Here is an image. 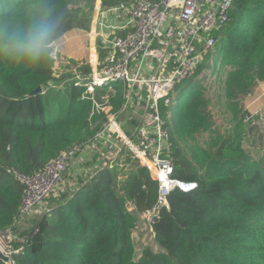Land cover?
<instances>
[{
	"label": "trees",
	"instance_id": "1",
	"mask_svg": "<svg viewBox=\"0 0 264 264\" xmlns=\"http://www.w3.org/2000/svg\"><path fill=\"white\" fill-rule=\"evenodd\" d=\"M100 1L104 8L121 0ZM95 3L0 0V232L16 222L23 184L15 172L32 174L72 145L87 143L106 119L102 111L91 113L84 96L89 65L63 57L64 72L57 74L51 55L53 41L66 31L89 30ZM38 22L50 23L53 32L47 50L33 60L19 54L16 37ZM213 34L216 43L195 75L176 86L172 103L159 102L173 176L195 185L173 188L168 207L152 215L156 247L135 258V217L125 198L139 211L149 209L158 182L150 167L127 155L94 168L47 209L23 232L20 247L11 245L19 248L8 264H264V140L257 155L243 147L249 118L240 103L264 77V0H231ZM96 50L101 61L108 50ZM212 78L218 82L210 90L203 80ZM101 91L119 113L123 92Z\"/></svg>",
	"mask_w": 264,
	"mask_h": 264
},
{
	"label": "built area",
	"instance_id": "2",
	"mask_svg": "<svg viewBox=\"0 0 264 264\" xmlns=\"http://www.w3.org/2000/svg\"><path fill=\"white\" fill-rule=\"evenodd\" d=\"M230 3L231 0H121L104 8L95 3L90 30L95 50L92 48L93 59L84 62L90 67L84 96L91 101V113L102 111L106 119L87 143L120 140L121 146L106 165L130 155L153 170L158 182L156 201L142 211L149 219L161 207H168L167 195L173 188L190 190L195 185L173 176L172 142L159 102L172 103L176 86L195 75L203 54L216 43L213 30L226 19ZM120 30L124 32L118 33ZM97 45L108 50L101 61L96 56ZM51 55L56 59L55 49ZM71 67L76 69L74 64ZM80 71L77 70V77ZM103 86L112 93L123 92L122 114L103 104L107 103ZM135 113L140 114L135 116V126L125 133L119 117ZM87 143L72 145L32 174L15 172L23 184L16 220L43 204ZM12 229L0 234L12 233ZM11 237L13 242L4 247L8 254L26 240L24 233ZM15 242H19V247L12 248Z\"/></svg>",
	"mask_w": 264,
	"mask_h": 264
},
{
	"label": "rangeland",
	"instance_id": "3",
	"mask_svg": "<svg viewBox=\"0 0 264 264\" xmlns=\"http://www.w3.org/2000/svg\"><path fill=\"white\" fill-rule=\"evenodd\" d=\"M88 33H89V31H86V33H85L86 39L88 38ZM64 48L66 50H72L74 53H80L81 55H83L84 56L83 58L82 57L76 58V59H80L83 62H85V61L89 62V60H92L94 57L93 51L92 52L88 51L87 40L85 41V45L83 47H78L77 38H74L71 40V42L64 45ZM53 49H54V47H53ZM56 52H57L56 59H55L56 73L57 74L63 73L64 70L62 69L60 62H63L62 61L63 57L66 59L70 58V57L63 55V54H59V52L57 50H56ZM96 56H97V54H96ZM73 70H75V69H73ZM201 72H202V69H199V70H197L196 74L199 75V74H201ZM209 81H210V83H209ZM186 82H187V80L183 81L182 84L184 85ZM217 82H218V80L217 79L213 80V78L210 80H206V79L203 80V83L205 84V86L208 87L210 90H213L215 88ZM120 86H121V84L118 83L117 89H120ZM174 94L175 93H172V98L175 97ZM216 96H217V94L213 93L212 96H210V97L212 100H215ZM240 103H241L243 109L246 111L247 116L249 118V123H248L247 128L245 129V132H244L243 147L250 154L257 155L259 153L260 146L264 140V77L261 79L255 80V83L253 84V86L249 90V92L241 98ZM103 104L108 105V103H106V102H103ZM138 115H140V114L135 113L134 116L131 115L130 117H127L126 114H123L119 117V121L121 122L122 130L125 133L130 132L134 128V126H135L134 119L136 118L135 116H138ZM113 144L116 145L115 149L118 150V147L121 146V141L116 139V143L113 142ZM115 149H114V146L112 145V147H110L109 150L106 149L105 151H103V154H105L106 152H109V151L113 152ZM89 153L92 154L91 151ZM108 157H109V155L104 156V159L100 163V166L107 164ZM80 164L82 165V161ZM65 174H66V172L63 173V177ZM88 175H90V174H88ZM63 177L61 178V181H62ZM78 181H82V180H78ZM78 181L76 180V182H78ZM51 194H52V192H51ZM51 196L50 197L48 196V198H51ZM125 203H126L127 210L132 214V216L135 217L134 218V220H135L134 226L132 228L131 234H132L133 243L135 246V258H138L141 255L142 250L144 248L149 247V248L154 249L156 247V245L154 243V239H153V232L151 230V227L149 226V220L150 219L145 217L143 215L142 211L137 210L133 201L128 196H126V198H125ZM42 214H41V216H42ZM37 220H38V212H36V210L33 212V214L30 217L23 216V217L18 218V220L16 222L17 225L14 226V229L11 230L12 233L0 234V249L5 254H8V253H6V250L4 249V247L6 245H10V242L11 243L13 242L11 234H14V233H21L22 234L25 231L27 232V230ZM8 255H10V254H8Z\"/></svg>",
	"mask_w": 264,
	"mask_h": 264
},
{
	"label": "crops",
	"instance_id": "4",
	"mask_svg": "<svg viewBox=\"0 0 264 264\" xmlns=\"http://www.w3.org/2000/svg\"><path fill=\"white\" fill-rule=\"evenodd\" d=\"M96 3L101 4V1L96 0ZM90 30H91V23L88 30L89 31L88 38L86 39L85 33L87 30L80 28H72L66 31L65 33H63L58 39L53 41L52 45L54 49L59 52V54H63L70 58H75V59L80 57L83 58L84 56L81 55L80 53H74L72 50H66L64 48V45L71 42L72 39L77 38L78 47H83L85 45V41L87 40L88 51L92 52V48L94 50L95 48L91 46L93 41H92V37L90 36ZM113 142L116 143V140L114 138H111L110 140H103V142L99 140V143L102 144L90 143L89 145L88 142L84 147H82L80 151L76 153L75 158L73 159V162L71 164V167L64 175L62 181L58 183V185L51 194L52 196L50 195L51 198H47L41 206L35 207L25 216L30 217L33 214V212L36 210V212H38V219H39V217L45 210L49 209L51 206L55 204L60 203L64 196L69 195L71 193L73 188L77 187L84 180L85 181L88 180L94 168L100 166V163L104 159V156L109 155L107 162H110L112 158H114L115 152L117 150L115 149L116 145L113 144ZM112 145L114 146L115 150L113 152L109 151L103 154V151H105L106 149L109 150V148L112 147ZM90 151L92 152V154L89 153ZM81 161H82V165L80 164ZM76 180L77 181L82 180V181L76 182ZM16 222L12 226L13 229L14 226L17 225Z\"/></svg>",
	"mask_w": 264,
	"mask_h": 264
},
{
	"label": "clouds",
	"instance_id": "5",
	"mask_svg": "<svg viewBox=\"0 0 264 264\" xmlns=\"http://www.w3.org/2000/svg\"><path fill=\"white\" fill-rule=\"evenodd\" d=\"M53 26L47 22L34 23L26 34L16 37L17 50L29 59H38L49 47Z\"/></svg>",
	"mask_w": 264,
	"mask_h": 264
},
{
	"label": "water",
	"instance_id": "6",
	"mask_svg": "<svg viewBox=\"0 0 264 264\" xmlns=\"http://www.w3.org/2000/svg\"><path fill=\"white\" fill-rule=\"evenodd\" d=\"M218 23H220V20H218ZM39 88H36L38 90ZM10 260V256L8 254H5L1 249H0V264H8Z\"/></svg>",
	"mask_w": 264,
	"mask_h": 264
}]
</instances>
